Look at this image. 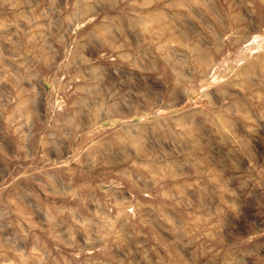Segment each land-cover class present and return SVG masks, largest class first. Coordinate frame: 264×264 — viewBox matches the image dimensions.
Masks as SVG:
<instances>
[{"label":"rangeland","instance_id":"obj_1","mask_svg":"<svg viewBox=\"0 0 264 264\" xmlns=\"http://www.w3.org/2000/svg\"><path fill=\"white\" fill-rule=\"evenodd\" d=\"M0 264H264V0H0Z\"/></svg>","mask_w":264,"mask_h":264}]
</instances>
